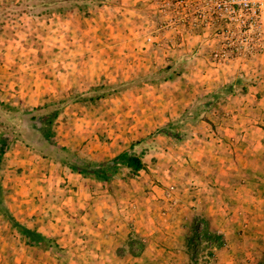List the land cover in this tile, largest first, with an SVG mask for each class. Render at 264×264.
I'll return each mask as SVG.
<instances>
[{
    "label": "rangeland",
    "instance_id": "rangeland-1",
    "mask_svg": "<svg viewBox=\"0 0 264 264\" xmlns=\"http://www.w3.org/2000/svg\"><path fill=\"white\" fill-rule=\"evenodd\" d=\"M238 1L0 0V264L263 261L262 171L238 172L250 188L210 216L188 204L208 197L194 184H208V147L189 152L194 137L240 117L264 125V103L238 109L264 98V12ZM124 152L143 170L79 173ZM32 194L45 202L22 214L16 197ZM196 228L223 236L215 263Z\"/></svg>",
    "mask_w": 264,
    "mask_h": 264
},
{
    "label": "crops",
    "instance_id": "crops-1",
    "mask_svg": "<svg viewBox=\"0 0 264 264\" xmlns=\"http://www.w3.org/2000/svg\"><path fill=\"white\" fill-rule=\"evenodd\" d=\"M249 95L245 96L243 99H241V103L239 106V111L244 113L245 107H248L247 101H251V103H255L256 105H261L264 103V98L258 99L259 94L255 95V99L248 100ZM244 105V106H242ZM237 116V115H236ZM232 117V120L235 121V117ZM215 123V120L212 121V124ZM222 126V127H221ZM220 129H207L206 132H200V134L195 136L192 140L193 144V150L189 151L194 153L195 155L198 154L203 156V151L208 147V184H204L202 181H204V178L201 179V181H194L195 185L200 186L201 188L197 189V193L201 195L203 191L204 193H207L208 197L207 200L200 201L196 200L194 202H189L188 204L192 205L194 209H191L192 212L199 211L203 213L204 216H210L213 212L214 208V201H217V199H221V207L224 204V202L228 199H226V195L230 194V190H234L233 194L237 196V191L240 190V193L242 192L244 195V189L250 188V184L248 180L244 179L240 174H238L237 179L239 182H236V174L238 172H261L264 178L263 174V168L264 167V125L261 122L258 121H251L246 118H239L237 120L236 124H221ZM210 127V126H208ZM218 131V132H217ZM201 133H203L201 135ZM88 144V143H86ZM187 148V147H186ZM182 152L180 155H183L186 150H184V145L181 147ZM95 153L97 152L96 150ZM181 151V150H180ZM91 153V152H90ZM188 153V152H187ZM97 156L102 155L103 157V151H99L96 153ZM17 159V158H16ZM20 160V159H19ZM18 161V159L16 160ZM20 166L21 164L24 165V160H20ZM201 162V161H200ZM17 163V162H16ZM50 165V164H49ZM262 166V167H261ZM24 169L22 172L25 171H35L37 173V166H23ZM198 171V169H196ZM35 173V174H36ZM47 174V177L44 181H50L51 175L50 172H45V175ZM206 175V174H205ZM204 175V176H205ZM240 175V176H239ZM234 178V183H233ZM197 177L195 178V180ZM260 180V179H259ZM52 181H50L51 183ZM28 182H25V184ZM23 184V187L24 185ZM238 184V185H237ZM263 183H261L258 187L263 188ZM82 184L80 183L79 190L82 189L86 190V187L88 184ZM258 184H256L257 186ZM29 187L31 185L29 184ZM197 188V187H196ZM202 189V190H201ZM242 190V191H241ZM241 193V194H242ZM240 194V196H241ZM83 194L81 193L80 196ZM42 194H32L27 196H21L16 197V200L19 201V207H23L24 209L20 211L22 214L26 212V210L31 209V211H39L40 212V206L44 204L45 197H41ZM239 197V196H238ZM242 197V196H241ZM18 198V199H17ZM255 202H263L264 200L260 199H254ZM17 204V202L15 203ZM179 213L181 216L188 215V208L185 207L184 204L179 206ZM190 210V211H191ZM211 213V214H210ZM33 214H36L35 212ZM40 215V214H37ZM42 215V214H41ZM37 220V219H36ZM53 227L54 225L52 223H48L47 226Z\"/></svg>",
    "mask_w": 264,
    "mask_h": 264
},
{
    "label": "trees",
    "instance_id": "trees-1",
    "mask_svg": "<svg viewBox=\"0 0 264 264\" xmlns=\"http://www.w3.org/2000/svg\"><path fill=\"white\" fill-rule=\"evenodd\" d=\"M57 117V113L52 114L51 116H47L46 119H41L40 122V128L38 131L47 137L49 139V136L51 135L50 126L54 120V118ZM118 165H122L125 168H127L132 173H138L139 171L143 170L144 165L141 161V159L135 155L128 154L127 152L121 153L116 158H114L111 162H102L97 164V166H94L91 170L84 168H78L79 173H91L97 180L106 181L109 179L110 175L116 171V167ZM70 169L73 171H77L75 167L70 166ZM197 228L195 229V234L193 237V241L196 242H202L206 244L204 246V250L207 251V257L215 263V251L221 249L224 246V239L221 234L218 233H212L207 228L203 229L202 231H198L196 233ZM23 233H28L27 231ZM196 251V250H195ZM199 251H196L194 254L191 255L193 257V264H202L201 261L197 260V257L199 256ZM203 264H211L210 262H205ZM258 264H264V259Z\"/></svg>",
    "mask_w": 264,
    "mask_h": 264
},
{
    "label": "built area",
    "instance_id": "built-area-1",
    "mask_svg": "<svg viewBox=\"0 0 264 264\" xmlns=\"http://www.w3.org/2000/svg\"><path fill=\"white\" fill-rule=\"evenodd\" d=\"M209 1V0H208ZM208 3L205 2V6ZM238 6H240L241 11H246V12H251L254 16H258V14H261L262 12H264V0H239L238 1ZM218 7H222L221 10H223L224 12H228L231 9L226 7V3L224 4H218ZM199 17H202L201 14H199Z\"/></svg>",
    "mask_w": 264,
    "mask_h": 264
}]
</instances>
